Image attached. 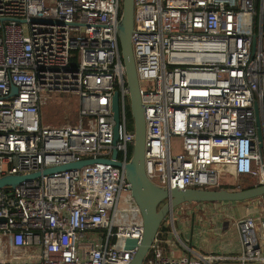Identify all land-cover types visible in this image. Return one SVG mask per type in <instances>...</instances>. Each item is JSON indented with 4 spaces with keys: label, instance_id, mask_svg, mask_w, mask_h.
Masks as SVG:
<instances>
[{
    "label": "built area",
    "instance_id": "obj_1",
    "mask_svg": "<svg viewBox=\"0 0 264 264\" xmlns=\"http://www.w3.org/2000/svg\"><path fill=\"white\" fill-rule=\"evenodd\" d=\"M263 2L132 0L143 171L153 185L217 189L226 169L264 183L253 114V103L260 110L264 96L260 33L251 54ZM121 3L0 0V178L39 174L0 188V238L23 251L0 264H128L134 255V248L124 249L125 239L140 241L142 229L124 176L133 132L126 127L128 91L116 36ZM49 93L77 96L76 124L42 123ZM172 137L180 139L174 155ZM98 159L119 167L93 162L41 174ZM160 227L142 264H264V218L234 222L239 250L231 256L193 252L172 223L184 254L165 255L169 227Z\"/></svg>",
    "mask_w": 264,
    "mask_h": 264
},
{
    "label": "water",
    "instance_id": "obj_2",
    "mask_svg": "<svg viewBox=\"0 0 264 264\" xmlns=\"http://www.w3.org/2000/svg\"><path fill=\"white\" fill-rule=\"evenodd\" d=\"M260 23L262 21V9L259 13ZM132 28V0H122L120 18L116 26V36L120 58L124 68L125 84L128 91L129 112L132 120L133 144L132 152L128 162L124 165V176L128 185L131 200L137 207V213L141 222V239L136 242L132 239H125L124 249H135L134 255L128 264H142V261L165 217H168L172 210L183 204H218L234 203L263 197L264 183L257 184L247 189L238 191L217 190H167L157 187L150 183L143 171V135L144 124L142 118V105L138 95V83L134 71L133 60L130 47V33ZM258 35L252 36L251 54H253ZM15 90L12 88L11 93ZM111 117L113 125V138L118 124V105L117 92H113L110 103ZM258 109L256 103H253V114L255 118V136L256 146L259 154L263 145L261 132L258 124ZM116 152L113 151L111 157L115 158ZM93 162L110 163L119 167L117 162H108L105 160H82L76 163H70L54 168L42 170V175H48L55 172L78 169L83 165ZM261 173L264 176V164L261 162ZM38 173L24 176H4L0 178V188H13L22 181H28L38 177Z\"/></svg>",
    "mask_w": 264,
    "mask_h": 264
},
{
    "label": "crops",
    "instance_id": "obj_3",
    "mask_svg": "<svg viewBox=\"0 0 264 264\" xmlns=\"http://www.w3.org/2000/svg\"><path fill=\"white\" fill-rule=\"evenodd\" d=\"M263 9L260 29L257 28L256 34L260 33V46L264 53V32H261L262 22L264 23ZM168 217H190V224L185 229L188 228V233L190 231L187 246L193 252L202 255L231 256L239 250L234 222L242 217L264 218V198L234 203L183 204L174 208ZM193 217H201L197 219L195 224L197 227L192 223ZM167 235L162 238L163 253L173 256L184 254L183 250L171 247L173 243ZM22 253L21 250L11 248L7 238H0V260L12 259Z\"/></svg>",
    "mask_w": 264,
    "mask_h": 264
},
{
    "label": "rangeland",
    "instance_id": "obj_4",
    "mask_svg": "<svg viewBox=\"0 0 264 264\" xmlns=\"http://www.w3.org/2000/svg\"><path fill=\"white\" fill-rule=\"evenodd\" d=\"M264 1V0H263ZM264 10V9H263ZM264 13V11H263ZM129 106V101L126 100ZM79 107V100L76 95L71 93H49L46 95L44 104L40 109V119L44 125L47 126H62V125H74L77 123V110ZM132 129V126H130ZM180 149V139L176 137L170 138V152L171 155L177 153ZM264 164V158H263ZM258 177L243 176L236 177L230 169H226L222 172L220 184L217 189H224L227 191H238L244 188L252 187L257 185ZM155 182V181H154ZM206 190H217L216 188H205ZM216 204V203H215ZM133 217V216H131ZM165 217L162 223L168 224L169 240L172 243H176V249L182 250V248L177 244L173 233L171 231V223L173 222V229L180 239V241L188 245V228L185 229L190 224V217ZM201 217H193L192 223L195 225L197 219ZM139 220V218L133 217V221ZM201 221V220H198ZM161 223V224H162ZM196 226V225H195ZM197 227V226H196ZM255 264V263H253Z\"/></svg>",
    "mask_w": 264,
    "mask_h": 264
},
{
    "label": "flooded vegetation",
    "instance_id": "obj_5",
    "mask_svg": "<svg viewBox=\"0 0 264 264\" xmlns=\"http://www.w3.org/2000/svg\"><path fill=\"white\" fill-rule=\"evenodd\" d=\"M257 112H258L257 114L258 124H259L261 137L263 141V145H262L261 153H260L261 162L263 163V158H264V96L262 99L261 109L258 110ZM254 123H255V118H254ZM254 131H255V125H254Z\"/></svg>",
    "mask_w": 264,
    "mask_h": 264
},
{
    "label": "trees",
    "instance_id": "obj_6",
    "mask_svg": "<svg viewBox=\"0 0 264 264\" xmlns=\"http://www.w3.org/2000/svg\"><path fill=\"white\" fill-rule=\"evenodd\" d=\"M264 23L262 22V25H261V32H264ZM254 32L256 33L257 32V20H256V26L254 28ZM125 116H126V127L128 130H132L130 126H132V120H131V117H130V112H129V108H128V105L126 107V112H125ZM131 152H132V148H129L128 151H127V156L130 158L131 156ZM250 188V187H248ZM244 189H247V188H244ZM161 227H159V231H160Z\"/></svg>",
    "mask_w": 264,
    "mask_h": 264
}]
</instances>
